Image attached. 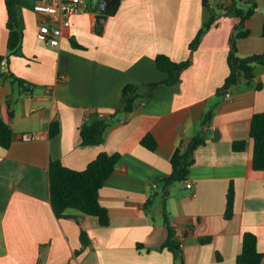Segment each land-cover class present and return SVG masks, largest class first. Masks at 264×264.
Listing matches in <instances>:
<instances>
[{"label": "crops", "instance_id": "1", "mask_svg": "<svg viewBox=\"0 0 264 264\" xmlns=\"http://www.w3.org/2000/svg\"><path fill=\"white\" fill-rule=\"evenodd\" d=\"M256 1L257 12L245 27L250 35L238 43L242 57L264 52V0ZM96 6L71 17L58 46L39 38L40 15L21 7L22 55L8 56V10L0 0L2 71L31 90L0 74V119L15 133L9 149L0 147V264H176L163 247L165 209L185 264H238L246 232L257 235L264 254V170L253 168L251 138L253 116L264 112V66L255 67L252 80L231 87V99L217 94L230 74L229 41L239 19L221 17L192 53L191 42L211 17L204 0H121L112 16ZM160 54L175 62L192 57L181 82L158 88L133 112L116 115L102 144L84 145L81 130L89 113L111 118L124 109L127 85L167 78L156 63ZM211 109L214 115L204 125ZM53 122L60 133L52 137ZM150 133L158 144L153 151L142 144ZM200 133L206 143L195 151L187 180L173 184L165 201L159 194L146 206L172 173L177 148ZM24 134L36 138L25 141ZM243 140L245 150L235 151L233 143ZM104 151L122 155L100 193L109 225L75 208L57 217L51 162L84 170ZM231 185L236 197L228 219Z\"/></svg>", "mask_w": 264, "mask_h": 264}, {"label": "trees", "instance_id": "2", "mask_svg": "<svg viewBox=\"0 0 264 264\" xmlns=\"http://www.w3.org/2000/svg\"><path fill=\"white\" fill-rule=\"evenodd\" d=\"M37 0H6L8 10L7 28L9 29L8 56L22 55V44L24 32L20 25L21 7H31ZM218 3H220L218 5ZM121 0H115L110 8L104 13L108 16L115 15L120 8ZM204 6L210 11L211 17L199 31L195 39L190 44V49L195 52L206 32L221 17H235L239 22L235 25L230 37V51L228 63L230 74L226 78L224 85L220 87L217 94L222 97L228 90L239 83L242 79L252 80L254 69L258 65L264 66V52L253 54L247 57L239 55L238 43L241 39L250 35V30H245L247 21L252 18L259 7L256 0H229L224 3L222 0H204ZM99 9L98 7H96ZM264 36V30H263ZM192 55V54H191ZM4 57L0 55V74L10 79L13 83L19 84L25 92H30V88L25 81L11 71L3 73L2 61ZM192 57L183 62H175L169 56L160 54L156 58L158 69L167 73V78L161 82L146 85H127L123 92V111L111 113V118L107 114L100 116V112L89 113L87 122L81 130L84 145L102 144L105 131L113 125V118L121 113L129 114L133 112L142 98L150 97L154 91L162 86H175L181 82L182 73L192 64ZM11 115L14 111L11 110ZM214 110L211 109L205 114L204 125L212 119ZM60 133V125L57 122L51 124V136ZM15 133L11 126L0 119V147L9 149L14 141ZM251 138L254 140L253 168L264 170V112L256 113L252 119ZM206 143L203 133L193 137L186 145H180L171 158L172 173L164 177L161 181V192L154 193L146 203L150 206L156 197L161 194L164 201L170 195V188L177 182L187 180L190 168L195 162V151ZM142 144L150 150H156L158 144L154 136L150 133L142 140ZM247 146V141H236L233 143L235 151H243ZM122 155L120 153L101 152L96 159L90 162L84 170H74L67 167L60 160L51 162L50 165V190L51 203L57 217L62 218L68 208H75L87 215L95 216L102 226L110 223L108 208L100 199L101 190L106 180L117 170L120 165ZM226 218L231 219L234 215L235 188L230 186L227 195ZM164 222L168 227V238L163 247L173 252L176 264H185L180 242L177 239V228L172 226L170 215L164 210ZM84 246L89 244L85 231L81 233ZM203 242L209 239L202 240ZM238 264H263L264 254L258 249V237L252 232H246L243 239L242 252L237 258Z\"/></svg>", "mask_w": 264, "mask_h": 264}, {"label": "built area", "instance_id": "3", "mask_svg": "<svg viewBox=\"0 0 264 264\" xmlns=\"http://www.w3.org/2000/svg\"><path fill=\"white\" fill-rule=\"evenodd\" d=\"M32 9L41 17L39 38L46 44L58 46L63 29L70 25L71 17L87 12L89 4L86 0H37ZM226 98L231 99V93L227 92ZM100 116L104 114L100 112ZM124 123L126 120L121 121V124ZM22 138L25 141H31L36 138V135L24 134Z\"/></svg>", "mask_w": 264, "mask_h": 264}, {"label": "water", "instance_id": "4", "mask_svg": "<svg viewBox=\"0 0 264 264\" xmlns=\"http://www.w3.org/2000/svg\"><path fill=\"white\" fill-rule=\"evenodd\" d=\"M114 1H115V0H100V1L98 2V4H97V7H98L101 11L105 12V11H107V10L110 8L111 4H112ZM215 1H218V0H215Z\"/></svg>", "mask_w": 264, "mask_h": 264}, {"label": "rangeland", "instance_id": "5", "mask_svg": "<svg viewBox=\"0 0 264 264\" xmlns=\"http://www.w3.org/2000/svg\"><path fill=\"white\" fill-rule=\"evenodd\" d=\"M28 1L31 2V0H28ZM86 1H87L88 4L97 5L100 0H86ZM23 7L27 8L26 6H23Z\"/></svg>", "mask_w": 264, "mask_h": 264}]
</instances>
